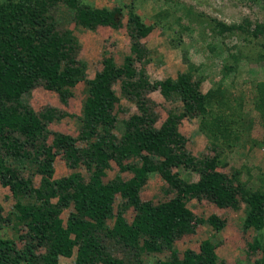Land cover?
Instances as JSON below:
<instances>
[{
    "label": "trees",
    "instance_id": "obj_1",
    "mask_svg": "<svg viewBox=\"0 0 264 264\" xmlns=\"http://www.w3.org/2000/svg\"><path fill=\"white\" fill-rule=\"evenodd\" d=\"M62 4L67 6L76 25L88 30L99 26L119 29L128 16L132 44L123 64L106 58L103 70L89 78L87 62L77 57L78 37L72 29H65L56 15ZM181 10V15L163 12L165 18L173 15V23L181 28L175 31L179 34L175 40L178 44L182 42L183 31L194 26H202V32L211 29L215 36L236 33L242 43L229 49L234 53L229 52L224 61L231 64L228 73L235 72L242 60L264 62V21L244 19L242 23L228 24L184 6ZM161 16L158 13L154 17L157 20ZM184 18L188 23H182ZM154 24L146 22L135 3L110 8L96 7L84 0H0V180L16 198V210L8 219L16 231L19 232L20 225L28 230L27 236L19 237L21 247L15 238L0 235V264H59L60 256L72 257L76 248L75 264H145L142 252H158L165 246L171 250V259H158L150 264H217L218 243L211 238L202 241L200 252L187 249L183 258L175 246L176 238L196 230L197 220L187 206L195 197L205 196L221 207L234 209H239L243 201L244 228L264 229V191L247 187L233 175L227 179L216 170L219 157L197 159L185 149V139L178 131L182 117L205 113V96L200 90L202 79L192 81L197 73L202 77V65L190 60L186 50V69L176 78L151 82L144 69L136 68V62L151 61L142 39L151 33ZM224 49L221 45L220 51ZM118 80L123 92L133 97L141 109L129 119L119 120L113 113L119 98L112 86ZM79 82L85 83L86 94L80 139L87 145L80 147L76 144L79 138L56 132L53 144L48 146L47 123L53 120L56 111L47 108L37 113L28 101L30 94L34 88L44 86L57 91L66 103ZM157 88L167 100L183 102L180 111L177 107L170 111L161 127L155 126L156 116L142 99L145 91ZM254 108L264 127V81L257 84ZM239 110L236 126L224 127L221 142L213 143L218 150L249 142L242 137L250 133L254 120L243 108ZM205 128L202 123V131ZM205 133L211 138L214 135L213 131ZM260 144L264 148V136ZM54 148L65 151L72 168L85 164L89 180L80 171L65 179L52 180L57 153ZM111 159L121 169L132 170L135 176L124 181L117 175L105 183L102 177ZM126 159L132 162L126 164ZM181 166L201 172L200 179L189 182L179 172H172L173 167ZM26 171L32 176L41 174V186L35 187L32 176H25ZM151 172L160 173L176 187L177 195L156 205L142 201L139 192ZM117 194L127 199L124 209L133 206L136 214L130 223L124 217V209H120L111 227L107 220L114 218ZM66 209L71 211L65 223L61 214ZM1 221L4 218L0 213V231ZM199 221L209 222L217 231L225 227L216 215ZM107 238L111 240L106 244ZM112 240L122 245L126 253H133L136 261L126 255L118 257ZM251 247H260L264 253V237H256ZM40 248H45V252L38 253ZM254 264H264V254Z\"/></svg>",
    "mask_w": 264,
    "mask_h": 264
},
{
    "label": "rangeland",
    "instance_id": "obj_2",
    "mask_svg": "<svg viewBox=\"0 0 264 264\" xmlns=\"http://www.w3.org/2000/svg\"><path fill=\"white\" fill-rule=\"evenodd\" d=\"M90 5L96 7L113 8L118 5L135 3L139 13L144 15L148 24H154L151 33L142 39V43L148 48L150 62H136L138 70L144 69L151 82L164 81L167 78H176L179 72L186 69V58L189 52L190 60L196 64L202 65V77L199 73L193 77L192 81H199L200 90L205 96V113L200 116H185L179 120L178 131L185 139V149L197 159L220 158L216 170L227 176H235L239 181L251 189L264 191V148L260 141L264 136V127L261 124L260 114L254 108V98L257 95V84L264 81V62H247L242 60L237 70L228 73L225 64V58L229 57L230 48L242 43L236 33L231 36H215L211 29L202 32V26H194L190 30L183 31L182 42L177 43L175 31H181L180 26L174 24V16L165 18L163 12L173 11L175 15H181L182 7L192 10L194 13L203 14L205 17L217 18L228 24L242 23L244 19L255 21H264V0H84ZM63 8L57 10L56 15L60 24L65 29H72L78 37L80 47L77 51L79 60L87 62V73L89 78H94L97 72L104 68L106 58H113L118 65L123 64L126 55L131 52L132 38L127 26V18L119 29H113L110 26H99L95 30H88L77 26L68 14V8L62 4ZM161 17H154L157 14ZM163 13V14H162ZM154 15V16H153ZM153 16V17H152ZM163 18V21L159 19ZM168 19V20H167ZM173 23V26H172ZM182 23H188L184 18ZM224 45L226 49L220 51V46ZM228 73V74H227ZM115 94L119 101L116 102L113 113L119 120L129 119L133 114L140 113L141 109L138 103L129 98L122 90L121 81L113 84ZM85 83L79 82L73 89L74 94L65 103L61 100L57 91L47 89L44 86L36 87L32 90L29 103L37 113L45 112L47 108H53L56 115L47 123L50 131L46 144L52 145L55 133H64L67 136L79 138L77 145L85 147L86 142L80 139L82 128V109L84 105ZM142 99L146 102L149 111L156 116V127H161L168 119L170 111L176 107L178 111L182 108L183 102H173L167 100L159 88L152 91H145ZM233 108V110L231 109ZM239 108H243L245 113H249L254 124L249 134H243L242 140H249L243 145L233 146L231 149L226 147L223 151L215 147L213 143L221 142L222 131L224 127L236 125L237 113H241ZM242 110V109H241ZM204 123V131L201 125ZM213 131L212 138L205 133ZM228 131V130H227ZM229 132V131H228ZM224 133V131H223ZM120 136V134H119ZM257 141V144H253ZM56 157L53 163V174L51 179H65L75 172H82L86 180H89L90 173L85 164L77 168H72L66 153L63 149H53ZM137 159V158H136ZM135 159V160H136ZM110 166L105 169L106 174L102 177L105 183L110 182L117 175H120L124 181L131 179L134 172L130 169H121L117 161L111 159ZM131 159H126L124 163H131ZM227 163L223 165L222 163ZM172 172H179L180 176L188 179L189 182L197 181L201 177V172L188 169L183 166L173 167ZM26 177H31L32 173L26 171ZM42 175L32 176L33 184L39 187L42 184ZM231 179V178H230ZM235 185L237 183H234ZM177 195V188L166 181L160 173L151 172L141 187L139 196L142 201H151L153 204H159L168 201ZM240 198V196H239ZM57 199L54 198L55 202ZM127 199L117 194L113 204L114 218L107 220L109 226H113L118 219L119 210L124 209V203ZM16 198L13 196L9 187L2 185L0 180V205L4 221H1L2 229L0 235L15 238L18 245L23 246L20 236H27V228L19 226V232L14 229L8 219V215L15 211ZM196 218V230L192 233H184L176 238L175 246L178 249L180 258L184 257L187 249L196 252L201 251V243L207 238L218 243L215 249L217 254V264H254L255 260L263 256V249L257 247L253 249L251 244L255 242L256 237H264V229L261 231L244 228L245 207L246 204L241 201L240 208L221 207L209 198L195 197L188 205ZM73 209V206H72ZM70 209L62 212L61 217L67 222ZM136 210L133 206H127L124 209V217L131 223L134 220ZM211 215L218 216L224 221L225 227L217 231L209 222L201 223L200 219L207 220ZM117 217V218H116ZM258 239V238H257ZM107 238L105 243L110 242ZM142 237V245L144 243ZM113 241V240H112ZM114 253L118 257H129L133 262L136 261L134 254H128L122 248V245L113 241ZM45 248H40L38 253L45 252ZM77 248L72 257H59V264H75ZM142 259L145 264L156 262L158 259L170 260L171 250L166 246L158 252H142ZM103 264V263H100Z\"/></svg>",
    "mask_w": 264,
    "mask_h": 264
}]
</instances>
